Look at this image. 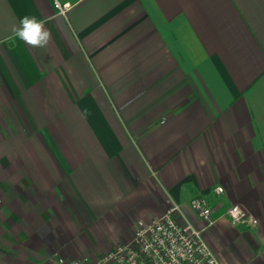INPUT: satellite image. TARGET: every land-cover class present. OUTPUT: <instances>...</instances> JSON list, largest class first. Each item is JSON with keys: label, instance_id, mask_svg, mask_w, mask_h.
Masks as SVG:
<instances>
[{"label": "crops", "instance_id": "crops-1", "mask_svg": "<svg viewBox=\"0 0 264 264\" xmlns=\"http://www.w3.org/2000/svg\"><path fill=\"white\" fill-rule=\"evenodd\" d=\"M59 1L0 0V264L95 258L169 199L203 227L194 195L223 264H264V0Z\"/></svg>", "mask_w": 264, "mask_h": 264}, {"label": "built area", "instance_id": "built-area-1", "mask_svg": "<svg viewBox=\"0 0 264 264\" xmlns=\"http://www.w3.org/2000/svg\"><path fill=\"white\" fill-rule=\"evenodd\" d=\"M53 5L61 13L68 7L59 0H54ZM215 191L222 192V186H216ZM187 205L203 227L185 215L179 202L169 199L164 213L149 221L138 220L128 240L95 258H59L58 264H223L202 236L203 228L214 221L206 198L194 195ZM225 214L232 223L257 224V218L238 203L230 204Z\"/></svg>", "mask_w": 264, "mask_h": 264}, {"label": "clouds", "instance_id": "clouds-1", "mask_svg": "<svg viewBox=\"0 0 264 264\" xmlns=\"http://www.w3.org/2000/svg\"><path fill=\"white\" fill-rule=\"evenodd\" d=\"M16 36L33 48L45 47L51 40V32L45 28L44 22L35 16H25L20 20V26L14 28Z\"/></svg>", "mask_w": 264, "mask_h": 264}, {"label": "rangeland", "instance_id": "rangeland-1", "mask_svg": "<svg viewBox=\"0 0 264 264\" xmlns=\"http://www.w3.org/2000/svg\"><path fill=\"white\" fill-rule=\"evenodd\" d=\"M125 237V233L122 232L120 227H111L108 229H103L99 236L96 238L97 244L99 246H107L113 245L118 241L123 240Z\"/></svg>", "mask_w": 264, "mask_h": 264}]
</instances>
